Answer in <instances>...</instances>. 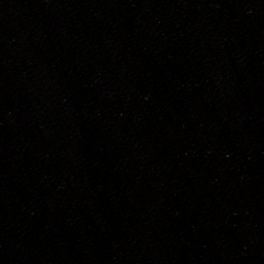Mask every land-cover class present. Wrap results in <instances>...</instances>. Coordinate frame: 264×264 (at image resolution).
<instances>
[{
    "label": "water",
    "instance_id": "obj_1",
    "mask_svg": "<svg viewBox=\"0 0 264 264\" xmlns=\"http://www.w3.org/2000/svg\"><path fill=\"white\" fill-rule=\"evenodd\" d=\"M0 264H264V0H0Z\"/></svg>",
    "mask_w": 264,
    "mask_h": 264
}]
</instances>
